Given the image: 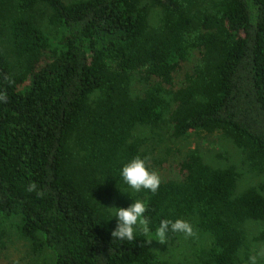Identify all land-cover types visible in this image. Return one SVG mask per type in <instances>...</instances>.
<instances>
[{
  "label": "trees",
  "instance_id": "trees-1",
  "mask_svg": "<svg viewBox=\"0 0 264 264\" xmlns=\"http://www.w3.org/2000/svg\"><path fill=\"white\" fill-rule=\"evenodd\" d=\"M194 133L220 134L264 175V0H0V222L35 254L169 264L158 241L112 238L107 208L132 198L153 227L210 235L196 264H242L264 183L171 147ZM136 156L159 174L155 194L118 184Z\"/></svg>",
  "mask_w": 264,
  "mask_h": 264
},
{
  "label": "rangeland",
  "instance_id": "rangeland-1",
  "mask_svg": "<svg viewBox=\"0 0 264 264\" xmlns=\"http://www.w3.org/2000/svg\"><path fill=\"white\" fill-rule=\"evenodd\" d=\"M172 148L181 152L197 150L204 160L211 166L224 168L235 165L242 173L241 185L243 187H259L264 183V175L256 172L245 161L244 153L234 147L230 141L215 134H191L183 141L174 142ZM165 159L166 164L176 163L179 159L172 158L164 153L159 157ZM165 177L171 176L166 169L162 170ZM191 236L181 235L177 241L170 245L157 243L158 252L169 264H196L199 253L211 244V237L206 232L194 227ZM251 244L246 250L248 255L243 256L242 264H264V225H247ZM48 255L35 254L27 241L23 240L11 223L0 222V264H50Z\"/></svg>",
  "mask_w": 264,
  "mask_h": 264
},
{
  "label": "clouds",
  "instance_id": "clouds-1",
  "mask_svg": "<svg viewBox=\"0 0 264 264\" xmlns=\"http://www.w3.org/2000/svg\"><path fill=\"white\" fill-rule=\"evenodd\" d=\"M147 160V157L136 156L125 163L119 169L118 184L122 182L129 192L148 190L155 194L160 188L161 178L155 170L148 167ZM121 192L126 194L123 190ZM131 200L132 203L127 208H107L114 215V218L110 216L109 222L116 221V228L111 233L113 239L137 242L138 237H143V242L150 244L153 241L165 242L169 234H193L192 226L183 219H161L159 224L153 227L146 215L148 204L140 199Z\"/></svg>",
  "mask_w": 264,
  "mask_h": 264
}]
</instances>
